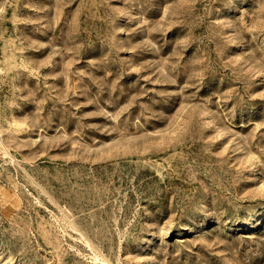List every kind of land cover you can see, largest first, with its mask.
I'll use <instances>...</instances> for the list:
<instances>
[{"label": "rangeland", "instance_id": "rangeland-1", "mask_svg": "<svg viewBox=\"0 0 264 264\" xmlns=\"http://www.w3.org/2000/svg\"><path fill=\"white\" fill-rule=\"evenodd\" d=\"M0 264H264V0H0Z\"/></svg>", "mask_w": 264, "mask_h": 264}]
</instances>
